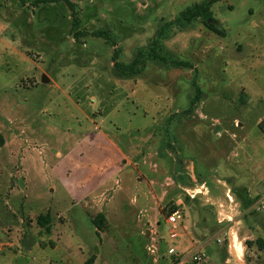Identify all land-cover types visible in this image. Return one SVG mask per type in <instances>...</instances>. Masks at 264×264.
Masks as SVG:
<instances>
[{
  "label": "rangeland",
  "instance_id": "374dc122",
  "mask_svg": "<svg viewBox=\"0 0 264 264\" xmlns=\"http://www.w3.org/2000/svg\"><path fill=\"white\" fill-rule=\"evenodd\" d=\"M26 1L0 0V264H169L170 231L186 222L205 229L201 243L211 237L210 264L264 262V211L241 202L264 191V0L214 4L224 36L195 22L164 41L197 70L204 97L192 116L180 114L194 70L150 62L119 79L111 45L73 38L65 3ZM71 1L82 29L109 28L129 62L202 0ZM47 214L50 233L37 221Z\"/></svg>",
  "mask_w": 264,
  "mask_h": 264
},
{
  "label": "trees",
  "instance_id": "16d2710c",
  "mask_svg": "<svg viewBox=\"0 0 264 264\" xmlns=\"http://www.w3.org/2000/svg\"><path fill=\"white\" fill-rule=\"evenodd\" d=\"M221 0H202L197 3L185 8L181 11L174 19L165 21L156 31L155 35L150 39L147 45L138 47L129 62H123L120 60L121 48L118 46L115 34L109 28H100L98 30L86 31L82 29V22L79 16V9L77 5L71 0H32L29 5L32 7H38L40 5H48L52 3L63 2L67 5L71 13V30L70 33L73 38L79 42L85 36H92L95 38L104 39L109 45L113 47L112 55V75L118 77L119 79L131 80L138 78L147 67L148 63H156L157 65L164 67L166 69H192L194 70V75L192 78V87L194 90V95L190 98L189 106L186 110L182 112L183 116H192L195 114L197 107L201 103L204 92L198 83V73L195 66L189 61L181 60L174 56L165 47L164 41L169 37L170 33L174 29H184L192 26L195 22L203 23L209 30L214 33L224 36L225 30L221 27L220 23L214 17L212 12V7L214 4L220 2ZM22 5L26 6L27 1L21 0ZM175 117V116H174ZM172 119V118H171ZM169 119L167 123H171L172 120ZM170 128H166V133L169 134ZM168 136V135H167ZM173 136V135H172ZM169 136L168 140L165 141V145L171 149H174L172 141L174 137ZM172 137V138H171ZM180 158V157H179ZM259 196L254 199L246 196L242 199V207L247 209L250 205H253ZM178 210L175 208L170 213L173 214ZM169 215V216H170ZM38 224L42 226L47 233L51 232V217L49 214L45 216L38 217ZM105 216L103 213L98 214L94 219V224L99 231L104 228ZM257 243L264 251V241L262 239H257ZM95 256L90 257L85 264H94ZM264 264V262H261Z\"/></svg>",
  "mask_w": 264,
  "mask_h": 264
},
{
  "label": "built area",
  "instance_id": "2783aa9c",
  "mask_svg": "<svg viewBox=\"0 0 264 264\" xmlns=\"http://www.w3.org/2000/svg\"><path fill=\"white\" fill-rule=\"evenodd\" d=\"M253 206L258 212L264 211V191L259 196V199L253 204ZM179 220L180 215L177 211L167 218V223L169 225L175 226ZM169 237L171 240H177L179 238V234L176 231L171 230ZM148 250L151 253L156 252V248L154 246L149 247ZM168 255L173 259L171 260V264H210L207 254L201 248H198L190 253H184L179 251L176 246H170L168 249Z\"/></svg>",
  "mask_w": 264,
  "mask_h": 264
},
{
  "label": "crops",
  "instance_id": "0c3cea01",
  "mask_svg": "<svg viewBox=\"0 0 264 264\" xmlns=\"http://www.w3.org/2000/svg\"><path fill=\"white\" fill-rule=\"evenodd\" d=\"M118 154H119V156L122 158V159H125L124 160V163H125V166H129V165H131V161H130V156L128 155V154H126V153H124V152H121V151H118ZM124 168H120L119 170H120V172L123 170ZM102 185H104V181H101V182H99L98 183V185H97V188H99V187H101ZM92 193L91 192H88L87 194H86V197H83L84 199H88L89 198V196L91 195ZM103 195H105V192H101V193H99L98 195H95L93 198H94V200L95 199H97V198H100L101 196H103ZM93 200V201H94ZM100 200H97V202H99ZM264 213V212H263ZM166 222H167V220H166ZM262 223H264V221L262 222ZM182 225V230L178 233L179 234V238L177 239L178 240V248L180 247V250H190V252H193V251H195L196 249H198V248H202L203 247V245L207 242V240L209 239V238H211V237H209V238H207L205 241H203L202 243L199 241V239L198 238H196L195 236L197 235V234H199V235H202V233H203V231L205 230H203V229H201V228H199V227H195L194 225H195V223H193V222H186V223H182L181 224ZM151 236H152V234H151ZM197 243H200V245H197ZM176 246V247H177ZM28 247V246H27ZM189 252V253H190ZM0 253L1 254H3V256L5 255L4 253H3V251H2V249L0 248ZM171 257H170V262H171ZM170 262H169V264H170Z\"/></svg>",
  "mask_w": 264,
  "mask_h": 264
},
{
  "label": "water",
  "instance_id": "95a60500",
  "mask_svg": "<svg viewBox=\"0 0 264 264\" xmlns=\"http://www.w3.org/2000/svg\"><path fill=\"white\" fill-rule=\"evenodd\" d=\"M49 82V78H47V76L43 75L42 77V83H48ZM149 235V232L146 233V236Z\"/></svg>",
  "mask_w": 264,
  "mask_h": 264
},
{
  "label": "bare ground",
  "instance_id": "6f19581e",
  "mask_svg": "<svg viewBox=\"0 0 264 264\" xmlns=\"http://www.w3.org/2000/svg\"><path fill=\"white\" fill-rule=\"evenodd\" d=\"M241 261V260H240Z\"/></svg>",
  "mask_w": 264,
  "mask_h": 264
}]
</instances>
